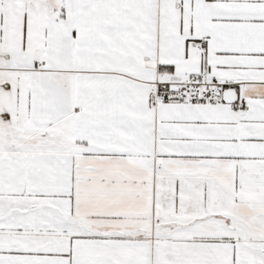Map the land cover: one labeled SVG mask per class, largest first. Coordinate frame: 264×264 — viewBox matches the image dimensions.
Instances as JSON below:
<instances>
[{"label": "snow or ice", "instance_id": "obj_1", "mask_svg": "<svg viewBox=\"0 0 264 264\" xmlns=\"http://www.w3.org/2000/svg\"><path fill=\"white\" fill-rule=\"evenodd\" d=\"M0 264H264V0H0Z\"/></svg>", "mask_w": 264, "mask_h": 264}]
</instances>
